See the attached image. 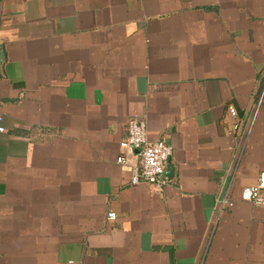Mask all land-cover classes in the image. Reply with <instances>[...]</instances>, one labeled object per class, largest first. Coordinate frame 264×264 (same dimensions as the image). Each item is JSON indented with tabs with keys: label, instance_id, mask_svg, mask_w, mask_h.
Instances as JSON below:
<instances>
[{
	"label": "crops",
	"instance_id": "obj_1",
	"mask_svg": "<svg viewBox=\"0 0 264 264\" xmlns=\"http://www.w3.org/2000/svg\"><path fill=\"white\" fill-rule=\"evenodd\" d=\"M0 128V264H264V0H0Z\"/></svg>",
	"mask_w": 264,
	"mask_h": 264
},
{
	"label": "built area",
	"instance_id": "obj_2",
	"mask_svg": "<svg viewBox=\"0 0 264 264\" xmlns=\"http://www.w3.org/2000/svg\"><path fill=\"white\" fill-rule=\"evenodd\" d=\"M228 111L231 115L235 114L231 107L228 108ZM2 131L3 129L0 128V132ZM146 136L145 123L139 118L133 117L127 121V136L119 146L123 151L133 153L138 159V166L131 176L130 185L145 184L160 192L165 185L162 176L171 156L172 148L162 141L151 144L147 141ZM116 162L124 163V157L120 155ZM239 197L242 202L264 208V173L259 175L255 186L243 188ZM220 205L222 207L230 206L231 203L225 199L220 202ZM114 219V213L107 214L108 221L111 222Z\"/></svg>",
	"mask_w": 264,
	"mask_h": 264
}]
</instances>
